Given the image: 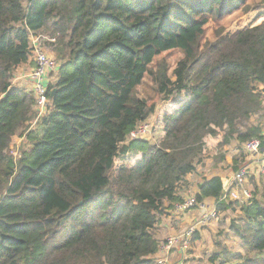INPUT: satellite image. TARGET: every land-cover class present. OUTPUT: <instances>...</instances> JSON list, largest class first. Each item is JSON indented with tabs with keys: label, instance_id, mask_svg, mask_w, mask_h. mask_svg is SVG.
<instances>
[{
	"label": "trees",
	"instance_id": "16d2710c",
	"mask_svg": "<svg viewBox=\"0 0 264 264\" xmlns=\"http://www.w3.org/2000/svg\"><path fill=\"white\" fill-rule=\"evenodd\" d=\"M246 1L0 0V264H154L155 229L204 156L264 142L252 123L264 95V22L199 44L210 20ZM257 8L264 14V0ZM39 35L54 39L58 66L41 116L32 89L12 83L34 66ZM171 50L183 58L170 75L164 61L150 70ZM147 74L150 102L136 94ZM157 101L150 139L129 140ZM196 189L198 204H238L241 214L230 230L243 252L221 247L208 264H264V178L244 202L220 200L219 175Z\"/></svg>",
	"mask_w": 264,
	"mask_h": 264
},
{
	"label": "rangeland",
	"instance_id": "374dc122",
	"mask_svg": "<svg viewBox=\"0 0 264 264\" xmlns=\"http://www.w3.org/2000/svg\"><path fill=\"white\" fill-rule=\"evenodd\" d=\"M260 0H247L244 7L241 9L231 13L230 15L226 16L221 20H210L204 27V34L200 39V46H204L208 42H212L216 39L219 35H226V34H233L237 31H241L248 27H253L259 25L260 23L264 22V14L263 9H258L257 5L259 4ZM43 49L48 56L51 58L52 47L47 45L46 42L43 44ZM183 58V54L179 50H171L168 52H164L154 59V63L150 66V70H154L155 65L160 62L164 61L169 67V75L172 70L175 68L176 64ZM54 59V58H53ZM17 73V72H16ZM15 73V75H16ZM56 72H54L52 77H54ZM261 89L262 87L259 86ZM156 88L152 82V77L150 74H147L143 82L140 86L136 88V94L139 98L144 99L148 102L152 101L156 96ZM164 103L161 101H157V110L154 115L150 116L145 123H147L152 129L155 127L156 123V114L158 113V109ZM252 123L258 126L261 130V134L263 135L264 140V95H263V102H262V111L261 113L252 119ZM260 141V140H259ZM153 143V140H150ZM23 139L21 140L18 137H14L10 144V152L13 154L14 157H18L19 152L25 146H23ZM264 142L260 141V152L264 153V147L262 145ZM238 147L240 149H238ZM224 154L218 153H210L206 154L203 158L202 163H200L196 167L195 173L191 174L186 178V184L181 189V196L182 198H187L189 196H193L196 192V186L201 183L203 179L210 178L213 175H219L223 178V181L226 182L229 180L234 173L232 171L234 167V161L240 167L249 163L250 158L245 151V145L238 146L237 143L232 144L229 147H226L223 150ZM224 156V158H220V156ZM264 178L263 175H249L245 181V187L252 193L254 190V185H258L260 179ZM217 220L210 222L203 228H201L195 234H198L199 239L194 240L191 243L189 250L186 252V256L189 260V264H208V258L211 254L215 251L223 250L220 249L221 247H225L228 252H243L239 248L238 240L233 236L230 225L234 221L236 224L240 220V212H239V205L235 204L234 209L232 211L226 212H218ZM172 214V211L170 212ZM173 215V214H172ZM170 217L169 214L164 216L161 220L159 225H165V219ZM172 221H168L166 227H172ZM159 225L156 227L155 234H159V230L162 232L163 238L161 240L167 238V234L163 232L162 227L159 228ZM203 232L202 235L199 232ZM224 248V249H225ZM197 258H199L197 260ZM170 261V260H169Z\"/></svg>",
	"mask_w": 264,
	"mask_h": 264
},
{
	"label": "built area",
	"instance_id": "2783aa9c",
	"mask_svg": "<svg viewBox=\"0 0 264 264\" xmlns=\"http://www.w3.org/2000/svg\"><path fill=\"white\" fill-rule=\"evenodd\" d=\"M44 42L53 43L54 39H49L42 35L30 38L34 66L27 74V79L31 83V89L36 98L39 116L45 113L48 104L46 97L47 79L51 73L57 71L58 67L56 61L44 51ZM150 136L151 127L147 123L142 122L131 132L129 140H149ZM260 146L258 139H252L245 144V151L250 161L248 164L238 168L231 178L223 183V197H220V200L244 202L251 198V192L245 187V181L251 174L252 176L264 174V153L260 152ZM215 204V201L212 206H205L203 203L198 204L193 196L184 198L182 202L176 204L172 210V214L176 218L193 208L204 210L189 227L174 232L163 241L157 253L159 257L154 260V264H168L169 257L173 251L178 252L182 256L185 255L191 246L195 233L210 222L217 220L219 213Z\"/></svg>",
	"mask_w": 264,
	"mask_h": 264
},
{
	"label": "crops",
	"instance_id": "0c3cea01",
	"mask_svg": "<svg viewBox=\"0 0 264 264\" xmlns=\"http://www.w3.org/2000/svg\"><path fill=\"white\" fill-rule=\"evenodd\" d=\"M32 68L33 67L31 65H26L22 68L17 69V71H16L17 73H16V75L12 81L13 85H15L19 88H24V89L25 88H31V83L27 79V74L32 70ZM53 80H54V78L52 77V75L50 77H48V79H47L48 84L51 83ZM15 137H18V136H15ZM18 138H20V137H18ZM20 139L22 140V138H20ZM262 146L264 147V145H262ZM207 179H209V178H207ZM223 183H225V182L223 181ZM214 201H215L214 199H207L206 201L203 202V204L205 206H212L214 204ZM203 210L204 209H201V208H193V209H190L189 211H187L186 213L179 215L177 218L174 217L172 214H170L169 215L170 217L164 218L165 219V225H159V228L162 227L163 232L166 233L168 236H170L174 232H178L180 230H183V229L189 227L196 220V218L199 217V215L202 213ZM168 221H172L171 222L172 227H166ZM202 233L203 232H201V231L199 232L200 235H202ZM156 237L160 242H163V240H161L163 238V235H162V232L160 230H159V234H157ZM198 239H199V236H198ZM158 257L159 256L157 254L154 257V260H156ZM198 259L199 258H197V260ZM169 260L170 261L168 262V264H189V263H192V262H189L191 260H189L187 258L186 254L182 256L178 252H174V251L170 255Z\"/></svg>",
	"mask_w": 264,
	"mask_h": 264
},
{
	"label": "water",
	"instance_id": "95a60500",
	"mask_svg": "<svg viewBox=\"0 0 264 264\" xmlns=\"http://www.w3.org/2000/svg\"><path fill=\"white\" fill-rule=\"evenodd\" d=\"M53 93H54V90L51 92V96L53 95ZM221 197H223V194L221 195Z\"/></svg>",
	"mask_w": 264,
	"mask_h": 264
}]
</instances>
